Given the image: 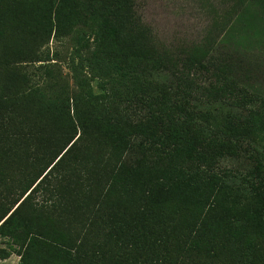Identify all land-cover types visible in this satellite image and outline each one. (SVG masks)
<instances>
[{
  "label": "trees",
  "instance_id": "1",
  "mask_svg": "<svg viewBox=\"0 0 264 264\" xmlns=\"http://www.w3.org/2000/svg\"><path fill=\"white\" fill-rule=\"evenodd\" d=\"M258 2L222 36L262 25ZM67 35L73 83L48 46ZM209 36L173 52L136 0H0V236L19 264H264V96Z\"/></svg>",
  "mask_w": 264,
  "mask_h": 264
},
{
  "label": "rangeland",
  "instance_id": "2",
  "mask_svg": "<svg viewBox=\"0 0 264 264\" xmlns=\"http://www.w3.org/2000/svg\"><path fill=\"white\" fill-rule=\"evenodd\" d=\"M236 1L136 0V8L159 43L173 52L189 50L193 45L204 42L210 35V42L213 40L215 43L210 44L208 55L211 59L214 58L215 66L225 69L227 74L229 66L236 76L250 88H254L260 96H264V23L258 27L239 24L230 36L227 32L222 36L221 28L216 27L228 19V11L233 9ZM252 1V6L248 5L246 9L253 15L260 5L258 0ZM48 46L52 62L58 61L73 83L75 71L70 58L76 48L74 35H67L62 39L53 38ZM225 164L233 166L229 159L221 167H225ZM233 167H236L235 163ZM0 249L10 251L7 258L0 257V264H19V249L12 248L8 238L0 236Z\"/></svg>",
  "mask_w": 264,
  "mask_h": 264
}]
</instances>
